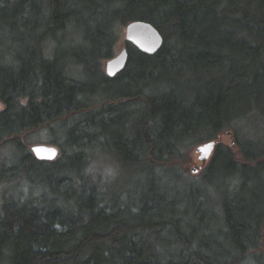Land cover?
<instances>
[{"label":"trees","instance_id":"trees-1","mask_svg":"<svg viewBox=\"0 0 264 264\" xmlns=\"http://www.w3.org/2000/svg\"><path fill=\"white\" fill-rule=\"evenodd\" d=\"M134 21L163 47L110 78ZM0 106V264H264V0H0Z\"/></svg>","mask_w":264,"mask_h":264},{"label":"water","instance_id":"water-1","mask_svg":"<svg viewBox=\"0 0 264 264\" xmlns=\"http://www.w3.org/2000/svg\"><path fill=\"white\" fill-rule=\"evenodd\" d=\"M125 41L133 44L142 53L153 56L163 47L164 38L161 33L151 24L145 21H134L126 25ZM129 61V53L126 48L122 49L114 58L105 63V71L108 77L115 78L122 73ZM1 110V106H0ZM210 141L199 145L196 153L202 165L208 164L213 156L216 145L221 141ZM34 157L39 161L53 162L59 158L60 151L55 146L36 145L31 148ZM202 167L193 170L196 174Z\"/></svg>","mask_w":264,"mask_h":264},{"label":"rangeland","instance_id":"rangeland-1","mask_svg":"<svg viewBox=\"0 0 264 264\" xmlns=\"http://www.w3.org/2000/svg\"><path fill=\"white\" fill-rule=\"evenodd\" d=\"M120 31V34H121V37H122V42L120 43L119 45V49H118V53L125 48L124 46V40H125V31H126V28L123 27L121 29H119ZM74 34H76V32H72L71 34H69V37H70V42L68 43H65V44H58L56 46V49L57 50H65V49H68L69 47H73V43L74 42L75 44H81L82 43V40H79V39H76V37L74 38ZM80 38V37H79ZM117 53V54H118ZM73 71V77L74 78H79L81 80H84V81H88V76L86 75V73L84 72V68L83 67H76V68H73L72 69ZM76 76V77H75ZM3 107H1L2 109ZM63 135L62 133V130H60V128L56 127L54 130H51V129H48L45 128V129H42L36 133H31L28 135V137H24L23 141L28 145V147L31 148L33 146H36V145H50V146H55L58 148L57 145L55 144H51L53 140L55 139H59L61 136ZM26 138H28L26 140ZM221 141L226 144V145H232L233 143V139L232 137H230L229 135H224L222 136L221 138ZM59 149V148H58ZM196 149H194L190 155V162L184 166V168L189 172V174L191 176H194V177H197L199 176L200 174L203 173L204 171V168L207 166L206 165H202L201 162L199 161V155L196 153L195 151ZM198 167H202L196 174H193V170L198 168ZM120 174L118 173L115 177H118ZM114 177V178H115ZM253 264H255L253 262Z\"/></svg>","mask_w":264,"mask_h":264}]
</instances>
